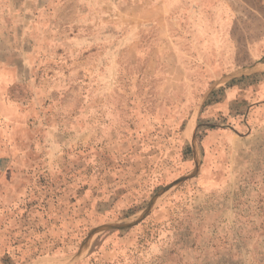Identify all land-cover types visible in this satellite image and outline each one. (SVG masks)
Returning <instances> with one entry per match:
<instances>
[{"label": "rangeland", "instance_id": "rangeland-1", "mask_svg": "<svg viewBox=\"0 0 264 264\" xmlns=\"http://www.w3.org/2000/svg\"><path fill=\"white\" fill-rule=\"evenodd\" d=\"M0 264H264V0H0Z\"/></svg>", "mask_w": 264, "mask_h": 264}]
</instances>
